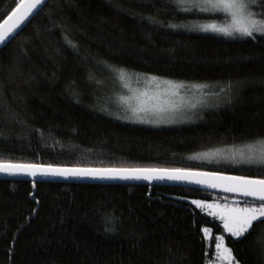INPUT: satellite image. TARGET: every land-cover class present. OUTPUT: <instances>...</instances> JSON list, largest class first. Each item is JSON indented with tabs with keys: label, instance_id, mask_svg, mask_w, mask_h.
Instances as JSON below:
<instances>
[{
	"label": "trees",
	"instance_id": "obj_1",
	"mask_svg": "<svg viewBox=\"0 0 264 264\" xmlns=\"http://www.w3.org/2000/svg\"><path fill=\"white\" fill-rule=\"evenodd\" d=\"M17 2L0 0V21ZM225 18L174 0H49L0 50V161L187 168L200 166L196 152L264 140V34L195 29ZM91 66L239 92L192 124H133L92 106ZM218 168L264 178V165ZM215 195L225 194L0 179V264H210L218 234L239 264H264V221L232 237L192 203Z\"/></svg>",
	"mask_w": 264,
	"mask_h": 264
},
{
	"label": "rangeland",
	"instance_id": "obj_2",
	"mask_svg": "<svg viewBox=\"0 0 264 264\" xmlns=\"http://www.w3.org/2000/svg\"><path fill=\"white\" fill-rule=\"evenodd\" d=\"M174 1L176 3V0ZM179 6L199 10L208 8L209 10L201 11L226 17L224 20H211L201 23L195 29H201L200 26L204 24H215L217 27H224L233 23L232 17L227 12L213 10L210 6L203 4L202 0H190V2ZM258 6L259 3L252 8L254 13ZM121 70H123V79H121ZM89 73L90 78L95 81L94 85L91 86L90 84L91 87L88 85L92 94L91 104L95 109L116 119L146 126L192 124L198 121L199 117L206 112H212L226 106L230 99L239 92V87L227 83L176 81L160 77L152 79L154 76L112 67L91 66ZM169 81L171 83H167ZM82 84H84V87L87 86L83 80ZM161 108L163 111L160 110ZM261 149H264V140L205 149L190 156V159L199 163L201 167L190 165L187 168L222 172L224 169L218 168L221 165H264V161L260 158ZM252 153H255V155L253 156ZM193 200H203L222 207L225 205L244 206L249 203H258L244 202L243 198L233 195H215L213 198L199 197L193 198ZM203 210L212 215L213 209L203 208ZM215 217L220 219L219 216ZM205 228L210 229L208 233H205V236L207 240H211L213 231L210 227ZM218 235L224 237L222 244L227 246L224 234ZM232 256L234 257L233 253ZM220 257V250L216 248L215 244V254L210 264H225V261H222ZM236 262L238 261L234 257L232 264H236Z\"/></svg>",
	"mask_w": 264,
	"mask_h": 264
},
{
	"label": "snow or ice",
	"instance_id": "obj_3",
	"mask_svg": "<svg viewBox=\"0 0 264 264\" xmlns=\"http://www.w3.org/2000/svg\"><path fill=\"white\" fill-rule=\"evenodd\" d=\"M190 2V0H176L178 5ZM44 3V0H18L15 7L0 21V45H5L15 38L18 31L30 21L31 17ZM202 3L210 6L213 10H223L231 17L233 23L217 27L215 24L201 25L202 30L222 32L225 35L239 33L242 36L253 37V33L264 34V13L257 16L252 8L264 0H202ZM190 10V9H184ZM206 11L208 8H202ZM177 27V25H172ZM254 38V37H253ZM123 79V70H121ZM152 79H156L153 77ZM167 83H171L170 81ZM163 111V109H160ZM254 156L255 153H252ZM261 160L264 161V149H261ZM0 172L7 174H28L31 176L59 175V176H91L99 178H121V179H170L190 181L196 184H207L212 188L223 187L228 192H239L245 196L254 198L258 203H249L244 206H220L203 200H193L192 203L199 207L213 209L211 214L219 216L223 221L224 231L232 237H243L254 229V222L264 221V178L247 176H225L222 173L200 172L192 169H161L148 167L135 168H90V167H61L58 165H44L34 163H21L0 161ZM208 233L210 229L204 228ZM264 239V234L259 237ZM216 248L220 250L221 260L225 264H232L234 257L232 250L222 244L224 237H215ZM238 264V262H236Z\"/></svg>",
	"mask_w": 264,
	"mask_h": 264
},
{
	"label": "water",
	"instance_id": "obj_4",
	"mask_svg": "<svg viewBox=\"0 0 264 264\" xmlns=\"http://www.w3.org/2000/svg\"><path fill=\"white\" fill-rule=\"evenodd\" d=\"M48 1L49 0H44V3L42 4V6L39 8L38 11L35 12V14L31 17V19L44 7V5ZM28 23L29 22H27L26 25ZM25 26H23V28ZM20 31H18V33ZM4 46L5 45H0V50ZM34 164H37V163H34ZM44 165H48V164H44ZM58 166H61V167H86V166H63V165H58ZM90 168H135V167H90ZM141 168H144V167H141ZM148 168L173 169V168H162V167H148ZM178 169H188V168H178ZM192 170H196V171H200V172H209V173H222L225 176H244V175L227 173V172L206 171V170H198V169H192ZM247 177H251V176H247ZM0 179L28 180V181H34V182L40 181V182H68V183L130 184V185L148 184V185L181 186V187L199 189L202 191L221 193V194H225V195H233V196H238V197L245 198V199L254 200V198L249 197V196H245L243 193L228 192L223 187L212 188L207 184H196V183L190 182V181L170 180L167 178L153 179L151 181H148V180H144V179H121L118 177L117 178H99V177H91V176L80 177V176H71V175L65 177V176H59V175H41V174H37L36 176H31L28 174H7V173L0 172Z\"/></svg>",
	"mask_w": 264,
	"mask_h": 264
}]
</instances>
